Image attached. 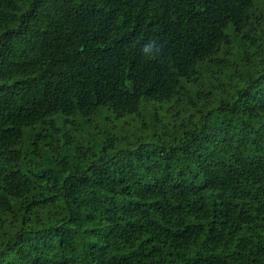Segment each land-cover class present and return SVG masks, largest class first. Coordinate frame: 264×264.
<instances>
[{"label":"trees","instance_id":"16d2710c","mask_svg":"<svg viewBox=\"0 0 264 264\" xmlns=\"http://www.w3.org/2000/svg\"><path fill=\"white\" fill-rule=\"evenodd\" d=\"M0 264H264V0H0Z\"/></svg>","mask_w":264,"mask_h":264},{"label":"clouds","instance_id":"9594fccd","mask_svg":"<svg viewBox=\"0 0 264 264\" xmlns=\"http://www.w3.org/2000/svg\"><path fill=\"white\" fill-rule=\"evenodd\" d=\"M155 46H156L155 42L146 43L142 46L141 51L147 58L149 59L155 58L157 54V52L154 51ZM160 50L161 49H159V51Z\"/></svg>","mask_w":264,"mask_h":264}]
</instances>
